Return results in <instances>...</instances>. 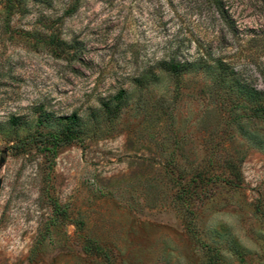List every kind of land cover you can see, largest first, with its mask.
Returning <instances> with one entry per match:
<instances>
[{"label": "rangeland", "instance_id": "1", "mask_svg": "<svg viewBox=\"0 0 264 264\" xmlns=\"http://www.w3.org/2000/svg\"><path fill=\"white\" fill-rule=\"evenodd\" d=\"M261 71L264 0H0V264H264Z\"/></svg>", "mask_w": 264, "mask_h": 264}, {"label": "trees", "instance_id": "2", "mask_svg": "<svg viewBox=\"0 0 264 264\" xmlns=\"http://www.w3.org/2000/svg\"><path fill=\"white\" fill-rule=\"evenodd\" d=\"M215 3L218 5V0H215ZM217 10H219V14L223 18V20H226L227 16L224 14V12L222 11V9L219 6H217ZM200 60H202V58ZM212 62H213V65L215 67L220 68L219 70H221L223 72L225 71L226 74H229V75H231V77H234L232 68L229 64H227L226 62H222L221 60H212ZM189 65H190V63H188V62H177L174 60H168V61H160L157 65V67L159 68V70L162 73L172 75V76L178 78L185 73V71L187 70ZM261 74H264L263 71H261ZM217 79L221 82V81H225L227 79V77L226 76H217ZM249 91H251V93L255 94V92L253 90H249ZM260 95L264 97V91L261 92ZM251 116L254 118L264 119V106L253 108L251 110ZM73 139H74V137H72V136H63V137L59 138L55 135L47 134L44 136H38L36 138H33L31 140V142L47 144V145H50L53 150H55L61 146L70 144L73 141ZM93 249L97 253L99 252L98 247H93Z\"/></svg>", "mask_w": 264, "mask_h": 264}]
</instances>
